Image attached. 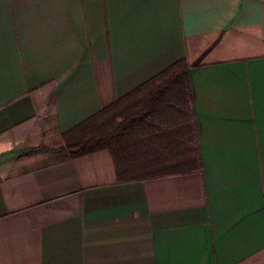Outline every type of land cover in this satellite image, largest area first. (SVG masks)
I'll return each mask as SVG.
<instances>
[{
    "label": "crops",
    "instance_id": "1",
    "mask_svg": "<svg viewBox=\"0 0 264 264\" xmlns=\"http://www.w3.org/2000/svg\"><path fill=\"white\" fill-rule=\"evenodd\" d=\"M138 92L133 165L31 153ZM0 264H264V0H0Z\"/></svg>",
    "mask_w": 264,
    "mask_h": 264
},
{
    "label": "trees",
    "instance_id": "2",
    "mask_svg": "<svg viewBox=\"0 0 264 264\" xmlns=\"http://www.w3.org/2000/svg\"><path fill=\"white\" fill-rule=\"evenodd\" d=\"M166 75L167 85L168 84H179L187 77V70L186 64L184 60H180L172 65L170 68L165 70L161 73L158 77ZM123 103V102H121ZM119 105H115L111 108L104 109L99 114L93 116L91 119L87 120L84 124L97 119V117L108 110L116 108ZM145 106L138 111L133 117L126 119L125 122L120 126L119 130L116 131L114 134L111 135H100L94 136L90 139L77 142L73 145H67L66 148H58V149H33L31 153H38L41 151H49L58 154H69L71 156L82 155L86 153H90L99 149H109L113 154L116 162L117 168H123L124 166L128 165L129 163L133 165V158L134 156L138 155L140 149L144 145V139L139 136L129 135L133 130H137V128L146 120L147 114L145 113ZM83 124V125H84ZM129 135V136H128ZM123 136H127L126 140ZM120 140H122L120 142ZM125 140V141H124ZM115 141V142H114ZM113 145L110 146V143ZM120 142V143H119ZM132 160V161H131ZM133 168H136L132 166Z\"/></svg>",
    "mask_w": 264,
    "mask_h": 264
},
{
    "label": "rangeland",
    "instance_id": "3",
    "mask_svg": "<svg viewBox=\"0 0 264 264\" xmlns=\"http://www.w3.org/2000/svg\"><path fill=\"white\" fill-rule=\"evenodd\" d=\"M164 78H166V75L158 77V79H164ZM143 98H144V95L141 96L139 92L135 93L131 99L127 100L126 102L121 103L120 106L113 108L111 110H108L107 112L101 113L97 117V119H94L82 125L78 129V131L80 132L78 133L79 134L78 142L90 139L91 137H94V136L114 134L116 131L119 130L120 126L123 124V122H125L126 119H129L131 117L134 118L133 116L138 111L141 110V107H142L141 104H142ZM148 124L149 123L147 122H143L137 128V130H133L129 135L141 137L145 131V128L149 126ZM126 137L127 136L125 137L123 136L122 139L125 138L126 140ZM121 141L122 140H120V142ZM114 142L113 143L111 142L110 146L113 145ZM66 146L64 148H66Z\"/></svg>",
    "mask_w": 264,
    "mask_h": 264
}]
</instances>
